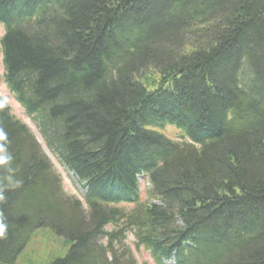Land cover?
<instances>
[{
  "label": "trees",
  "instance_id": "trees-1",
  "mask_svg": "<svg viewBox=\"0 0 264 264\" xmlns=\"http://www.w3.org/2000/svg\"><path fill=\"white\" fill-rule=\"evenodd\" d=\"M0 24L7 87L87 188L85 207L64 192L0 96L22 181L0 203V264L41 226L72 243L50 264H138L131 230L158 264H264V0H0Z\"/></svg>",
  "mask_w": 264,
  "mask_h": 264
},
{
  "label": "rangeland",
  "instance_id": "rangeland-1",
  "mask_svg": "<svg viewBox=\"0 0 264 264\" xmlns=\"http://www.w3.org/2000/svg\"><path fill=\"white\" fill-rule=\"evenodd\" d=\"M4 32H5L4 27L0 25V38L3 36ZM4 74H5V68L3 63L2 50L0 47V75H2L3 82L5 83ZM3 82L0 83V95L4 98V100L8 104L11 105L14 113L16 115L21 116L22 109L19 107L18 103L14 102L13 104L12 102H10L13 100V97L11 93L7 90ZM22 119L32 128L33 133L35 134L38 141H40L41 143L40 145L44 154L51 160L54 169L63 179V189L65 193L81 200L82 203H84V207H85V201L83 200V195L85 193V190L82 187L78 178H76V176L72 171H70L65 166L61 165L57 157L54 156L46 148L40 136L36 133V127L32 122V120L27 116H24ZM161 132L171 137L172 139L181 138V140L179 139L178 140L186 141V139L183 138L184 135L183 130L174 125H170V124L166 125L165 129H161ZM139 180H140V191H141L142 200H144V202L146 203L152 202V199L147 197V190H149L150 187L149 182L146 180L144 176H140ZM135 205H136L135 203H131L130 207ZM112 228L113 226L111 224L106 227V229L109 230H111ZM59 236L60 235H57L53 231V229L49 226L38 227L37 229H35V232L31 236L25 249L19 255L15 264H50V262L53 261L55 258L65 256L72 243L67 241L70 240V238L62 236L63 239H61V237ZM134 240H135L134 236L129 235L127 242L130 243L132 251L138 263L156 264L152 259L150 252L146 250L143 246L137 248ZM167 262L169 264H175V259L172 258L170 260H167Z\"/></svg>",
  "mask_w": 264,
  "mask_h": 264
},
{
  "label": "clouds",
  "instance_id": "clouds-1",
  "mask_svg": "<svg viewBox=\"0 0 264 264\" xmlns=\"http://www.w3.org/2000/svg\"><path fill=\"white\" fill-rule=\"evenodd\" d=\"M8 136L7 133L0 128V167H3L9 173L3 178L6 182L0 185V203L6 200L5 190L15 189L22 185V181L15 177V169L11 167V162L13 160L12 155L7 149ZM8 223L6 222V217L3 212H0V239H5L8 234Z\"/></svg>",
  "mask_w": 264,
  "mask_h": 264
},
{
  "label": "bare ground",
  "instance_id": "bare-ground-1",
  "mask_svg": "<svg viewBox=\"0 0 264 264\" xmlns=\"http://www.w3.org/2000/svg\"><path fill=\"white\" fill-rule=\"evenodd\" d=\"M5 103H6V101L5 100H3ZM0 103L3 105V102H2V100H0ZM4 108V107H3ZM56 228V227H55ZM53 229V231L57 234V235H60L59 237H61V239H63V237L62 236H64V237H66V234H64V233H60V231L58 230V229ZM59 231V232H58ZM113 249L114 250H117L116 248H114L113 247ZM118 251V250H117ZM179 251H181V248H177V250H175V252H179ZM131 253H125V254H120L119 252H116L115 253V255L118 257V259L121 261V260H124V261H126L127 262V260L129 259V255H130ZM132 256H133V253H132Z\"/></svg>",
  "mask_w": 264,
  "mask_h": 264
}]
</instances>
